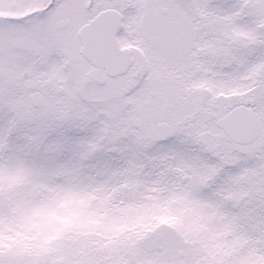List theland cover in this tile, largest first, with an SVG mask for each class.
Wrapping results in <instances>:
<instances>
[{
	"label": "snow or ice",
	"instance_id": "snow-or-ice-1",
	"mask_svg": "<svg viewBox=\"0 0 264 264\" xmlns=\"http://www.w3.org/2000/svg\"><path fill=\"white\" fill-rule=\"evenodd\" d=\"M0 264H264V0H0Z\"/></svg>",
	"mask_w": 264,
	"mask_h": 264
}]
</instances>
